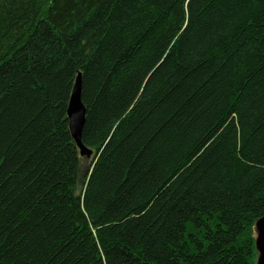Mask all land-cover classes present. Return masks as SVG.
I'll list each match as a JSON object with an SVG mask.
<instances>
[{
  "label": "trees",
  "instance_id": "trees-1",
  "mask_svg": "<svg viewBox=\"0 0 264 264\" xmlns=\"http://www.w3.org/2000/svg\"><path fill=\"white\" fill-rule=\"evenodd\" d=\"M263 216L264 0H0V264H256Z\"/></svg>",
  "mask_w": 264,
  "mask_h": 264
},
{
  "label": "water",
  "instance_id": "water-1",
  "mask_svg": "<svg viewBox=\"0 0 264 264\" xmlns=\"http://www.w3.org/2000/svg\"><path fill=\"white\" fill-rule=\"evenodd\" d=\"M81 83V73H78L73 82L66 112L69 131L75 142L79 156L90 159L93 151L83 145L81 138L86 115V108L81 101ZM255 231L256 264H264V216L256 221Z\"/></svg>",
  "mask_w": 264,
  "mask_h": 264
},
{
  "label": "rangeland",
  "instance_id": "rangeland-1",
  "mask_svg": "<svg viewBox=\"0 0 264 264\" xmlns=\"http://www.w3.org/2000/svg\"><path fill=\"white\" fill-rule=\"evenodd\" d=\"M87 161H89L88 159L86 160L85 158H83L82 159V163L80 164V165H82L83 164V167H86L87 166V164H88V162Z\"/></svg>",
  "mask_w": 264,
  "mask_h": 264
}]
</instances>
